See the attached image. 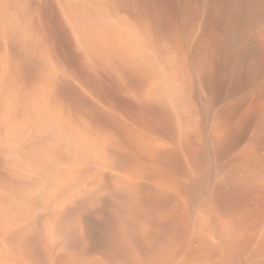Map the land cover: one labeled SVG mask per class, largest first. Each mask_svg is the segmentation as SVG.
Returning <instances> with one entry per match:
<instances>
[{"label": "bare ground", "instance_id": "6f19581e", "mask_svg": "<svg viewBox=\"0 0 264 264\" xmlns=\"http://www.w3.org/2000/svg\"><path fill=\"white\" fill-rule=\"evenodd\" d=\"M0 264H264V0H0Z\"/></svg>", "mask_w": 264, "mask_h": 264}]
</instances>
